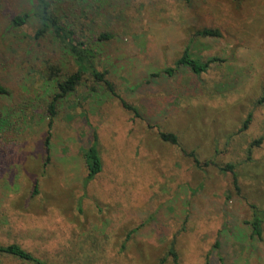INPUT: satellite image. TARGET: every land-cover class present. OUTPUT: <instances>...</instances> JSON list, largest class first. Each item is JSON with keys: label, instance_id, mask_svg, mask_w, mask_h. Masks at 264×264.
Listing matches in <instances>:
<instances>
[{"label": "rangeland", "instance_id": "1", "mask_svg": "<svg viewBox=\"0 0 264 264\" xmlns=\"http://www.w3.org/2000/svg\"><path fill=\"white\" fill-rule=\"evenodd\" d=\"M32 4L0 0V86L9 110L29 105L0 135V245L17 244L48 264H159L164 257L162 264H174L171 242L176 264H264V232L259 242L244 224L250 204L264 211V105H257L264 0H118L86 14L79 30L97 69L143 119H133L119 98L89 97L93 81L85 74L57 105L47 165L46 111L56 91L47 64L61 55L69 73L77 66L56 41L32 38L35 17L10 25ZM206 28L221 36H196ZM103 32L114 38L96 41ZM186 46L200 61L222 62L199 75L176 68ZM159 130L175 134L179 146ZM93 131L103 166L84 188ZM181 149L215 165L202 170ZM228 163L236 165L239 191L231 173L219 171ZM0 264L30 263L0 256Z\"/></svg>", "mask_w": 264, "mask_h": 264}, {"label": "trees", "instance_id": "2", "mask_svg": "<svg viewBox=\"0 0 264 264\" xmlns=\"http://www.w3.org/2000/svg\"><path fill=\"white\" fill-rule=\"evenodd\" d=\"M187 5H190L193 0H181ZM85 3L86 0H33V4L29 11L22 12L21 15H15L10 19V25L12 27H21L23 24H26L29 19L33 16L37 21V29L33 35V39L41 40L46 38H51L62 46V50L66 52V55L72 57L75 61L77 69L75 72L69 73L66 65V61L63 57H58L54 63L47 64V75L48 80L55 78V88L56 91L53 94V99L47 104V131L44 139V150H45V162L47 165L49 161V152H50V139H51V128L53 124V118L56 115V108L58 103L68 100V98L75 93L77 87L82 83L83 76L88 74L92 81L93 85L89 88L87 95L97 96L102 98L103 94L105 97L114 96L121 100V106L126 110L132 113L133 119H143L139 110L132 106L123 99H121L114 91L113 85L106 80L105 71H99L96 67V55L89 48V43L86 38L82 37V31L79 30L84 25V19H86V14L89 16L92 14L94 9L100 8L103 4L107 5L109 2L113 6L118 3V0H90L88 3ZM120 2V1H119ZM100 3V4H99ZM127 7V4L122 2V8ZM82 8V9H81ZM83 21V22H82ZM196 36L203 38H219L221 36L220 32L213 29H203L196 33ZM114 38V35L111 33H100L95 37L96 41H109ZM58 51V50H57ZM54 55H58L55 54ZM62 58V59H61ZM64 60V61H63ZM222 62L217 57L207 58L205 61H200L196 59L190 52L189 46H186L181 57L176 61V68H187L192 73L199 75L207 72V70L214 64ZM172 69L169 68L164 70V73L171 76ZM103 85L105 91L98 92L96 85ZM8 95V92L0 86V135L2 136L8 124H10V117L19 113V115L25 116L26 109L29 107L27 103L22 100L21 103H16L15 105L10 106L8 109V104L5 102V96ZM104 98V97H103ZM102 98V99H103ZM257 105H264V92L262 97L257 101ZM19 108V109H16ZM33 109V107H32ZM11 120V119H10ZM251 121V115L249 114L245 121L242 124V127L239 129V132L244 131ZM158 136L161 140L171 143V145L179 146L177 136L168 131L159 130ZM263 141V138H259L253 141L249 146V152L252 147L259 146ZM183 155L191 158L193 163L202 170L208 168L211 165H215L210 160L200 162L194 152H186L184 149H181ZM84 160L87 166L86 176L83 180V187L85 188L86 184L90 182L95 175H97L101 170L103 164L101 163V158L97 149V134L93 131V137L91 144L84 151ZM219 171L221 174H226L227 172L232 175L233 187L239 191L238 182L236 178V165L234 163H228L224 167H220ZM37 183L34 181V190L32 194L37 193ZM82 189L84 190V188ZM251 211V217L249 220L245 221L244 224L248 226L251 231V237L257 239V241L263 240L262 225L264 223V211L258 208L254 204L249 205ZM5 218L0 215V223H3ZM217 247V244H216ZM167 255L172 258L174 264L177 263V254L174 250V243L171 242L168 249ZM0 256H8L13 259H16L20 262H27L30 264H48L47 262L40 260L35 257L30 251L24 250L17 244H10L6 246L0 245ZM165 261V257L161 259L159 264H162Z\"/></svg>", "mask_w": 264, "mask_h": 264}]
</instances>
